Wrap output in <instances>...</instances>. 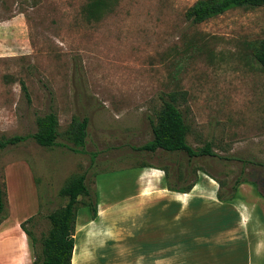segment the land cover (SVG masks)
Listing matches in <instances>:
<instances>
[{
    "label": "rangeland",
    "instance_id": "374dc122",
    "mask_svg": "<svg viewBox=\"0 0 264 264\" xmlns=\"http://www.w3.org/2000/svg\"><path fill=\"white\" fill-rule=\"evenodd\" d=\"M89 1L0 0V138L19 137L0 148L7 213L0 264L18 254V224L32 264H40L48 215L67 202L59 189L71 176L85 174L104 214L103 206L133 193L138 170L160 173L166 184L159 166L172 174L176 159L188 172L179 186L210 179L220 197L232 198L204 207L205 229L237 223L238 208L251 210L238 221L245 234L218 246L220 258L233 248L227 264H264V68L252 56L264 41V6L195 24L185 12L197 0H101L96 19L85 15ZM169 92L189 127L187 142L198 151L211 143L216 156L189 164L183 152L136 150L152 139L150 119ZM49 111L57 114L59 136L43 147L33 135L36 118ZM75 116L88 118L83 148L66 134ZM79 201L74 232L92 216L88 199ZM93 219L100 229L110 226ZM90 251L87 264L113 263L112 243L100 249L92 242ZM200 251L206 260L208 250Z\"/></svg>",
    "mask_w": 264,
    "mask_h": 264
},
{
    "label": "crops",
    "instance_id": "0c3cea01",
    "mask_svg": "<svg viewBox=\"0 0 264 264\" xmlns=\"http://www.w3.org/2000/svg\"><path fill=\"white\" fill-rule=\"evenodd\" d=\"M208 180L206 186L195 182L189 192H182L168 189L161 182L162 174L141 168L133 193L116 200L114 205L103 206V210H109L107 213H96L94 218L109 222L108 228L100 229L94 225V219H89L75 230L71 264H87L92 242L100 249L106 242L112 243V264H227L233 248L224 251L221 258L217 250L221 242L228 245L229 240L245 234L238 221L251 210L238 208L237 223L233 220L230 226L205 229L199 221L204 209L211 203L225 202L217 199L218 185ZM208 186L213 187L210 196ZM233 225L239 226L238 234ZM15 229L18 254L10 264H32L26 235L19 224ZM204 247L208 250L204 251L206 260L200 251ZM99 258L104 260V254H99Z\"/></svg>",
    "mask_w": 264,
    "mask_h": 264
},
{
    "label": "trees",
    "instance_id": "16d2710c",
    "mask_svg": "<svg viewBox=\"0 0 264 264\" xmlns=\"http://www.w3.org/2000/svg\"><path fill=\"white\" fill-rule=\"evenodd\" d=\"M101 0H90L84 7L85 15L90 19H96L97 5ZM262 7L264 0H197L185 12V17L195 24L205 22L213 17L223 14L229 9L238 7ZM253 58L260 66L264 68V41L253 48ZM22 88L25 85L22 83ZM153 137L150 141L137 147L136 150L146 153H155L162 151L167 155L185 153L187 163L191 164L192 159L198 156H216L211 149V143H206L202 149L194 150L187 142V133L189 127L185 122V118L181 110L177 106V94L169 92L161 97V105L155 118L150 119ZM59 121L54 111H49L36 118V132L33 137L35 141L43 146L56 145L59 131ZM88 118L86 116L73 117L67 131V137L73 144L85 147L87 138ZM19 137L0 138V148L7 144L15 143ZM176 169L170 173L168 165L159 166L164 171L166 179V187L171 190L189 192L194 183L178 185L180 179L186 178L187 171L181 169L178 159H176ZM145 166V165H143ZM170 176L173 179L170 181ZM240 181H236L234 187ZM59 195L66 198L67 202L63 206H59L48 215L50 228L48 235L43 238L41 243L40 264H71L74 250V225L76 220V211L81 203L79 197H86L88 201L83 204L89 208L92 213L91 219L96 217L97 205L92 200V195L88 185L85 182V174H77L71 176L59 189ZM221 201H230L232 198L220 197ZM5 191L0 183V223L6 217L5 208ZM25 231V230H24ZM26 232V231H25ZM27 233V232H26ZM34 264H39L34 262Z\"/></svg>",
    "mask_w": 264,
    "mask_h": 264
},
{
    "label": "bare ground",
    "instance_id": "6f19581e",
    "mask_svg": "<svg viewBox=\"0 0 264 264\" xmlns=\"http://www.w3.org/2000/svg\"><path fill=\"white\" fill-rule=\"evenodd\" d=\"M77 260V259H76Z\"/></svg>",
    "mask_w": 264,
    "mask_h": 264
}]
</instances>
